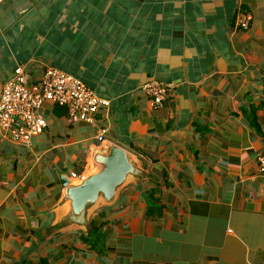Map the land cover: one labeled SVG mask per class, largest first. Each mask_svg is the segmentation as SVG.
Segmentation results:
<instances>
[{"label": "crops", "instance_id": "1", "mask_svg": "<svg viewBox=\"0 0 264 264\" xmlns=\"http://www.w3.org/2000/svg\"><path fill=\"white\" fill-rule=\"evenodd\" d=\"M250 19L243 26L245 17ZM17 67H54L110 100L72 122L46 103L29 145L0 134V264H264V0H6L0 92ZM170 87L155 106L141 91ZM148 176L52 230L62 178L102 141Z\"/></svg>", "mask_w": 264, "mask_h": 264}, {"label": "built area", "instance_id": "2", "mask_svg": "<svg viewBox=\"0 0 264 264\" xmlns=\"http://www.w3.org/2000/svg\"><path fill=\"white\" fill-rule=\"evenodd\" d=\"M6 0H0V4ZM250 19L246 16L243 26ZM141 91L152 97L159 106L168 97L170 87L156 80L141 86ZM46 103L64 107L72 122L90 121L100 108H107L110 100L100 97L76 76L54 67L45 69L37 82L30 83L23 67H17L4 82L0 92V134L29 145L34 136L40 135L47 126L41 109ZM102 132L98 139H105ZM258 168L264 174V152L258 156ZM85 175L72 173L79 181Z\"/></svg>", "mask_w": 264, "mask_h": 264}, {"label": "water", "instance_id": "3", "mask_svg": "<svg viewBox=\"0 0 264 264\" xmlns=\"http://www.w3.org/2000/svg\"><path fill=\"white\" fill-rule=\"evenodd\" d=\"M91 162L83 179L62 178L60 218L52 230L76 225L87 234L92 227L90 215L96 208L114 203L119 190L129 181L148 176L134 152L110 140H103L94 148Z\"/></svg>", "mask_w": 264, "mask_h": 264}]
</instances>
